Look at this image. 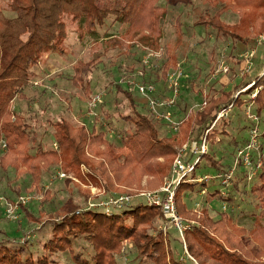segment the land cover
<instances>
[{
  "label": "trees",
  "instance_id": "trees-1",
  "mask_svg": "<svg viewBox=\"0 0 264 264\" xmlns=\"http://www.w3.org/2000/svg\"><path fill=\"white\" fill-rule=\"evenodd\" d=\"M0 1V141L6 143V153L0 160L1 168L11 167L18 170L21 166L26 167L36 187L41 180V170L43 168L49 170L61 160L75 166L89 164L88 167L95 174L93 179H97V183L103 180L107 190H114L116 186L129 187L134 179L128 171L129 168L136 166L135 164L144 166L154 161L149 165L151 169L157 168L156 175L165 177L170 172V176L173 161L178 155L175 137L169 138L166 135L167 137L160 139L148 115L136 111L132 93L123 90L120 85H117V93L129 100L135 112V116L125 118L132 123L135 131L124 138L123 146L120 148L110 144L104 133L89 130L86 126L76 127L70 118L61 117L51 122L53 127L51 134L58 148L45 149L40 144L35 153H32V146L36 143L34 133L30 132V124L26 118L13 109V102L17 98L25 99L24 90L32 87L34 82L44 81L45 77L42 74L47 73L52 62L57 68H62L65 63L59 58L73 56L72 51L67 52L64 48L70 36L65 17H71L72 22L78 25L82 31L78 37L81 40L87 35L98 40L97 36L100 35L98 29H103L107 21L113 17L114 21L120 24L122 33L105 41L108 50L127 51L136 44L158 48L163 32V20L168 14V8L161 7L160 3L165 1L168 6H188L192 0H114L116 3H124L122 8L116 9L101 8L98 5L99 0ZM211 4L221 8L214 15L205 14L200 17L196 22L197 26L214 29L217 33L241 44L256 41L263 35L264 20L257 11L259 7L264 9V0H213ZM230 11H235L239 15V24L228 25L222 21V17ZM176 28L178 40L181 41L184 33L180 21H177ZM172 51L173 49H168V53ZM47 56H51V59L47 60ZM170 57L168 63L163 66L164 74L176 67L177 59L174 56ZM72 67L73 85L76 88L84 85L88 93L91 83L87 81V76L92 72L93 63L78 60ZM249 85L252 87L245 94L252 95L258 91L256 98L249 102L251 106H257L256 116L260 117L264 111V70L253 81L233 91L222 93L221 98L214 97L206 101L205 107L181 123L180 135L185 138L190 133L198 132L195 140H201L215 123L220 110L231 105L239 108L243 105L242 93L238 97L235 95L238 90ZM93 98L91 97L90 102ZM229 126V118L219 121L207 139L209 138L210 143H215L220 136L228 134ZM250 128L251 126L248 129ZM236 143L239 147L240 143ZM101 146L105 148L101 149ZM213 146L210 145V150ZM86 151L91 152V159L85 158ZM118 152L124 154L123 159L117 155ZM214 156L212 151L202 156L190 179L199 177L202 159H207V165L216 168L218 175L227 173L229 169H225ZM172 157L170 169L167 163L158 162L161 159L170 160ZM146 171H149V168ZM242 176L244 173L236 174L235 186L233 185L235 189H238V177L244 182ZM256 178H259L260 182L253 187L251 195L258 202L256 206L260 211L258 214L243 212L241 204L230 196L225 200L230 202V208L240 210L238 214L232 212L229 215L228 208L226 212L223 211L215 217L214 213L211 214L209 209L205 208L202 215L197 217L193 214L194 210L190 211L184 203V193L200 186L201 194L204 188L217 181L202 185L192 181L178 189L176 197L178 212L184 223L195 220V224L189 225V228L183 231L182 237L176 233L180 239L182 238L183 248L189 253L194 264H264V260L249 246L250 243H254L260 249H264V171ZM202 196H217L224 200L219 190L211 195L208 191L207 195ZM67 215L71 216H67L63 222L53 224L52 237L44 245L43 256L35 258L28 247L13 246L10 241L0 244V264H60L53 256L67 252L70 253L74 264H120L118 257L126 241L133 242V248L137 253L135 257L140 263L184 264V259L179 261L174 258L170 232L167 239L158 232L157 227L164 219L160 208L131 203L120 213L87 211L78 216L72 212ZM240 216L252 220L251 230L234 223V218ZM80 239L92 247L91 256L85 257L75 253L73 242Z\"/></svg>",
  "mask_w": 264,
  "mask_h": 264
},
{
  "label": "rangeland",
  "instance_id": "rangeland-1",
  "mask_svg": "<svg viewBox=\"0 0 264 264\" xmlns=\"http://www.w3.org/2000/svg\"><path fill=\"white\" fill-rule=\"evenodd\" d=\"M211 2L213 0H192L188 6L177 7L168 6L165 1L161 2V7L168 8V14L163 20V32L158 42V48L136 44L127 51L108 50L105 41L122 33L120 24L116 23L113 17L107 21V25L104 26V28L106 27L105 30L104 28L98 29L100 31V35L97 36L98 40H94L89 35L82 40L78 38L82 31L77 24L72 22L71 17H65L70 36L64 48L67 52L72 51L73 56L63 57L65 59L59 58L65 63L62 68H57L52 62L47 73L42 74L45 77L43 78L44 81L37 87L32 85V87L26 88L24 90L26 98H17L13 102V109L15 108L17 113L26 118L30 124V132L34 133L36 143L32 146V153H35V150L41 145L45 149L58 148L53 134H51L53 132L51 122H55L61 117L70 118L76 127L86 126L89 130H95L97 133L102 132L110 144L119 148L122 147L124 138L135 131L132 123L125 118L135 116V112L129 100L124 95L117 93V85L132 93L136 111L142 115H148L147 117L157 129L159 138L163 139L166 135L169 138L175 137L178 152H181L183 146L194 141L198 134V132L190 133L185 138L180 135V125L186 118L205 107L206 101L208 102L214 97L221 98L222 93L233 91L235 88L253 81L264 70V44L259 45L258 43L262 35L256 41L241 44L217 33L214 29L196 25L200 17L205 14L214 15L221 8V6H213ZM98 5L105 9H116L117 7L122 8L124 3H116L114 0H99ZM257 12L261 14L260 16L264 20V9L259 7ZM238 16L235 11H230L222 17V21L228 25L239 24L240 18ZM177 21H180L184 33L181 41L178 40L176 33ZM169 48L173 51L168 53ZM253 50H256V54L252 59L251 71L244 73L241 56ZM150 54L155 57H151L146 65L144 60ZM170 56L177 59L176 67L164 74L163 66L168 63ZM46 59H51V56H47ZM65 60L68 61L65 62ZM78 60L93 63L92 72L87 76V81L91 83L88 93L84 85L76 88L72 83L74 75L72 64L75 65ZM223 60H226L230 67V73L225 76L219 73L220 63ZM178 69L183 72L185 78L180 82L177 104L167 109L157 110L159 113H169L172 116L174 124H168L157 120L152 115L149 102L140 94L138 85L152 84L156 87L159 97L171 99L173 93L168 89L166 81L168 74ZM140 73L143 75L140 76ZM249 86V88L247 87L248 90L252 87ZM241 90L243 91V89ZM239 92L240 90L236 92L235 97L239 96ZM97 96L101 97V102L92 106L90 99ZM241 99L243 105L240 108L234 107L229 114L228 134L220 136L215 143H210L208 140L210 145H214L210 151L215 155V159L220 161L225 169L229 170L234 165L237 149L242 147L244 141L250 138V129L253 123L247 115L248 106H251L249 102L251 97L243 92ZM257 109V106H251V113L255 116ZM259 123L264 153V111L259 117ZM250 126L251 128L248 129ZM169 131L170 133H168ZM236 142L240 143L239 147H237ZM5 147L6 143L0 141V160L6 153ZM104 148L101 146V149ZM90 153L86 151L85 158L91 159ZM117 155L122 159L124 158L122 152H118ZM192 159L195 160V157ZM172 161L173 157L170 160L161 159L158 162L167 163L170 169ZM121 162L123 161L121 160ZM153 163L154 161H151L144 166L135 164L136 166L129 168L128 174L133 176V183L129 187L116 186L114 190H107L102 179L104 183L102 181L97 183V179H93L95 174L88 167L89 164L86 165L85 163L75 166L61 160L49 170L43 168L38 187L33 185V178L26 167L21 166L20 169L15 170L11 167L2 169L0 166V198L4 197L9 200V203H17L21 197L31 199L17 212V222L8 220L6 209L4 205L0 204V244L11 241L13 246L24 245L33 252L35 258H38L45 254L44 245L52 237L53 224L63 222L67 216H71L67 215L68 213L72 212L78 216L89 211V205L92 203L99 204L121 196L130 197L134 204L146 205L142 195L160 191L170 174L169 172L165 177L156 175L157 168L151 169L149 165ZM147 168L149 171H146ZM261 171H264V163ZM243 173L244 182L240 177L237 179L238 189L234 187L235 182L234 186L228 189L217 182L211 183L207 189L210 195L218 190L220 196H222L221 193H230V196L241 204L243 212H256L258 214L260 212L256 207L258 202L252 197L251 191L254 186L259 184V178H256L257 176L251 177L252 180L247 182V175L249 174L244 168H240L236 174ZM62 175L66 176L61 178ZM205 175L216 177L218 170L209 167L207 159H202L198 176ZM199 191H201L200 186L194 190L190 189L183 196L184 203L190 211L196 209L197 203L203 205L202 210L193 211L197 217L202 215L205 208H208L211 214L214 213L213 216L217 217L223 213L224 204L227 203L228 206L230 204L229 201L220 200L217 196H202ZM239 211L231 207L227 213L229 215L232 212L238 214ZM120 212L122 210L112 209L110 211L111 214ZM245 217H235L234 223L240 227L243 226L246 230H251L253 227L252 220ZM194 224L195 220L186 223L183 220V225L188 226V228L189 225ZM166 225L167 219L164 217L157 229L165 239L170 232L174 258L179 261L184 259V264H194L191 261L192 258L189 257L190 255L188 256L189 253L185 252L183 248L182 238L180 239L176 232L181 237L183 233L174 226L164 231ZM73 244L76 254L85 257L92 255L93 249L85 240H76ZM249 246L258 257L264 260V249H260L254 243H250ZM135 255L137 253L133 248V242H124L122 252L118 257L120 264H145L140 263ZM53 259H56L60 264H74L69 252L55 255Z\"/></svg>",
  "mask_w": 264,
  "mask_h": 264
},
{
  "label": "built area",
  "instance_id": "built-area-1",
  "mask_svg": "<svg viewBox=\"0 0 264 264\" xmlns=\"http://www.w3.org/2000/svg\"><path fill=\"white\" fill-rule=\"evenodd\" d=\"M264 35L260 37L258 40L259 45L264 44ZM256 50L246 53L242 55V65L243 72L249 73L251 71L252 59L255 57ZM151 57H155L150 54L145 60L144 63L147 65L148 61ZM219 73L228 75L230 73V67L228 66L226 60L221 61ZM142 76L143 74H139ZM185 78V75L181 70H174L173 73L168 74V79L166 81V85L169 90L173 93V98H162L159 97L156 91V87L152 84H140L138 85V90L140 94H142L149 102L150 111L152 115L160 121H164L168 124H174L172 116L169 113H159L158 109L169 108L176 105V101L180 94V82ZM41 83L34 82L33 86L37 87ZM250 87V86H249ZM248 87V88H249ZM248 88L240 90L239 95L243 92H246ZM257 92L250 95L251 99L254 100L257 96ZM101 102V97H94L92 100V106H96V104ZM234 105L229 106L226 109H222L218 112L216 121L212 125V127L206 131L205 136L199 141H191L183 146L181 152L176 156L175 161L172 165L171 175L167 177L164 187L153 194H144L142 197L146 202V205L149 207L160 208L163 211L164 217L167 219V225L164 226V231H166L169 227H176L183 233V230L187 229L188 226L183 225V220L178 214L176 195L178 189L189 182H197L202 185L204 183H211L213 181H217L221 186L226 187L227 189L233 187L236 173L240 170V168H244L245 171L249 174L247 175L248 180L251 181V177H256L259 174L263 167V143L262 136L259 130V117L255 116L251 113V106H248V118L253 122V126L250 129V138L246 140L244 145L237 150V155L235 158V162L233 167L222 175H217L216 177H211L209 175H205L202 177H198L197 179L191 180V175L195 172L198 163L201 160L203 155H207L210 152V143L207 139V136L212 131V129L216 126V124L224 119L230 117V113ZM219 142V141H218ZM195 157V160L192 159ZM194 160V161H193ZM66 175H62L61 178ZM202 195L208 194V189L204 188L201 192ZM224 201L230 197V193H221ZM30 198L21 197L17 203L10 202L4 197L0 198V204L4 205L6 209V217L9 221L17 222V212L25 205L30 202ZM132 203L130 197H115L114 200H110L107 202H101L99 204L92 203L89 205V211H104L108 214H111L110 211L112 209L122 210L126 206ZM203 205L197 203L196 209L194 211L202 210ZM229 208L228 204H224L223 211H227ZM189 256V254H188ZM190 257V256H189Z\"/></svg>",
  "mask_w": 264,
  "mask_h": 264
}]
</instances>
